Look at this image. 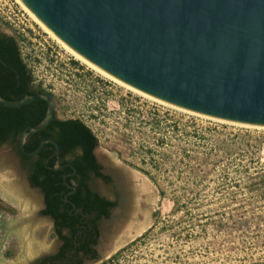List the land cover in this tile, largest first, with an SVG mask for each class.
Returning <instances> with one entry per match:
<instances>
[{"label":"rangeland","instance_id":"rangeland-1","mask_svg":"<svg viewBox=\"0 0 264 264\" xmlns=\"http://www.w3.org/2000/svg\"><path fill=\"white\" fill-rule=\"evenodd\" d=\"M0 32L16 39L35 86L54 96L57 118L89 126L106 164L145 174L155 219L99 264H264V222L240 228L237 204L216 193L224 177L238 190L240 164L264 163V127L190 113L121 85L76 59L15 0H0ZM27 174L13 146L1 145L0 264H31L57 245Z\"/></svg>","mask_w":264,"mask_h":264},{"label":"water","instance_id":"water-1","mask_svg":"<svg viewBox=\"0 0 264 264\" xmlns=\"http://www.w3.org/2000/svg\"><path fill=\"white\" fill-rule=\"evenodd\" d=\"M21 1L69 47L134 89L197 115L264 127V0ZM36 101L47 102L46 116L20 135L19 148L35 157L52 143L58 156L51 139L31 153L24 147L54 120V96L0 94L2 107ZM118 239L100 261L122 245Z\"/></svg>","mask_w":264,"mask_h":264},{"label":"trees","instance_id":"trees-1","mask_svg":"<svg viewBox=\"0 0 264 264\" xmlns=\"http://www.w3.org/2000/svg\"><path fill=\"white\" fill-rule=\"evenodd\" d=\"M0 56V94L4 99L19 100L26 95L45 92L44 89L35 86L34 77L24 62L14 37L0 35ZM47 108L46 101L32 102L20 108L0 106V146L12 145L20 159L30 169L31 185L39 188L44 194L46 207L42 215L51 216L55 220L57 235L64 238L67 241L66 247H69L71 239L63 236L61 229H74L76 223V216L72 212L74 205L83 207L85 212L90 210V206L83 203L85 198L82 194L87 192L84 181L77 182L76 177H67V183L74 185V182H77L75 184L78 188L77 195H68L70 190L65 184L64 175L74 172V168L80 174H85L89 169L94 168L93 150L99 145V140L82 120H61L55 114L52 123L43 131L32 135L24 147L26 152L31 153L43 140L53 139L60 148L61 165L72 156L73 159L70 160L72 166H67L64 170L53 169L56 166V158L48 159L56 148L52 143L45 144L35 157L25 156L19 148L20 135L27 128L37 126L45 118ZM78 151L82 154L73 156ZM47 160H49L48 164H46ZM206 162L203 160L201 164ZM238 174L240 179L235 185L238 190L229 191L227 181L225 182L227 178L224 177V181L216 191L217 200L221 203L237 204L238 214L235 217L240 228L248 226L250 218L264 222V163L240 164ZM197 194L198 197L201 195L200 192ZM66 198L70 202H66ZM200 199L202 202L203 198Z\"/></svg>","mask_w":264,"mask_h":264},{"label":"flooded vegetation","instance_id":"flooded-vegetation-1","mask_svg":"<svg viewBox=\"0 0 264 264\" xmlns=\"http://www.w3.org/2000/svg\"><path fill=\"white\" fill-rule=\"evenodd\" d=\"M0 35L12 37L3 32H0ZM97 147L93 150L94 168L89 169L85 174L78 173L74 168V172L64 175V179L76 177L77 182L84 181L87 192L82 194L85 198L83 203L90 206V210L85 212L83 207L74 205L72 208V212L76 216L74 229H61L62 235L71 239L69 247H66L67 241L57 235L55 220L51 216L42 215V211L46 207L44 194L39 188L31 185L29 181L30 169L27 167L28 183L42 195L43 207L40 212L43 217L51 221L57 243L52 253L41 255L31 264H86V261L92 262L91 264H99L100 255L110 250L109 246L114 241L113 238H122L126 232L128 235L132 233L135 236L139 226L146 225L150 220L155 219L156 213L153 214L150 211L149 188L147 191L144 189L139 175L144 173L138 168H135L136 171H134L106 164L98 157ZM54 154L55 151L48 159L56 158V165L58 163L61 165L60 152L58 156ZM81 154L82 152L78 151L73 156ZM72 159V156L66 159L65 164L61 165L64 166L62 170L69 165L72 166L70 161ZM77 182L71 185L75 191L69 189L68 195L78 194L75 184Z\"/></svg>","mask_w":264,"mask_h":264},{"label":"bare ground","instance_id":"bare-ground-1","mask_svg":"<svg viewBox=\"0 0 264 264\" xmlns=\"http://www.w3.org/2000/svg\"><path fill=\"white\" fill-rule=\"evenodd\" d=\"M29 15H30V17L47 33V34H49V36H51L53 39H55L59 44H61L68 52H70L73 56H75L76 57V59H78V60H80L81 62H83V63H85V64H87L88 66H90V67H92L93 69H96L97 71H99L100 73H102L103 75H105V76H107V77H110L111 79H113V80H115V81H117V82H119V83H121V85L123 84V85H125L126 87H129V88H131V89H133V90H135V92L137 91V92H139V93H141V94H143L144 96L146 95V96H148V97H150V98H153V97H151V96H149V95H147V94H145V93H143V92H141V91H138L137 89H134L133 87H131V86H129V85H127V84H125V83H123L122 81H120V80H118L117 78H115V77H113L112 75H110L109 73H107V72H105L104 70H102V69H100L99 67H97L96 65H94L93 63H91L90 61H88L87 59H85L83 56H81L79 53H77L75 50H73L71 47H69L65 42H63L58 36H56L42 21H40L37 17H36V15L21 1V0H15ZM154 100H157V99H155V98H153ZM157 101H159V102H161V103H165V102H163V101H160V100H157ZM166 105H170V104H168V103H165ZM170 106H173V105H170ZM174 107V106H173ZM175 108H177V107H175ZM178 109H180V108H178ZM182 110H184V109H182ZM184 111H187V110H184ZM187 112H189V111H187ZM190 113H192V112H190ZM201 116H204V115H201ZM205 117H207V116H205ZM208 118H211V117H208ZM213 119V118H212ZM215 120H218V121H221V122H227V121H224V120H219V119H215ZM227 123H232V122H227ZM233 124V123H232ZM235 124V123H234ZM237 124V123H236ZM238 125H242V124H238ZM245 126H247V125H245ZM145 228V224L144 225H141V226H139L138 228H137V233L136 234H138V233H140L143 229ZM125 236L124 237H122V238H119L118 240H117V242L115 243V244H117V247L119 246V245H121L122 244V242H123V240L124 239H127V238H133L134 236V234H132V233H130L129 235H128V233L126 232V234H124Z\"/></svg>","mask_w":264,"mask_h":264}]
</instances>
